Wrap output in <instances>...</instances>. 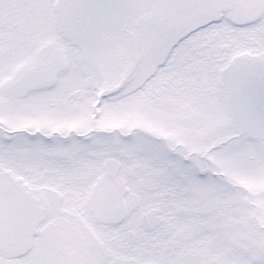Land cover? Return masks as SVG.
<instances>
[{
  "label": "snow or ice",
  "instance_id": "snow-or-ice-1",
  "mask_svg": "<svg viewBox=\"0 0 264 264\" xmlns=\"http://www.w3.org/2000/svg\"><path fill=\"white\" fill-rule=\"evenodd\" d=\"M0 264H264V0H0Z\"/></svg>",
  "mask_w": 264,
  "mask_h": 264
}]
</instances>
